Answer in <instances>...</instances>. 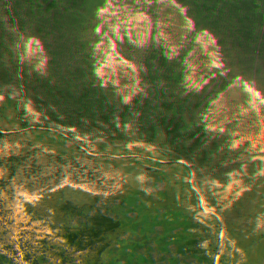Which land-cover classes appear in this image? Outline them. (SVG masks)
<instances>
[{"label":"trees","instance_id":"1","mask_svg":"<svg viewBox=\"0 0 264 264\" xmlns=\"http://www.w3.org/2000/svg\"><path fill=\"white\" fill-rule=\"evenodd\" d=\"M143 1L148 4L134 17L144 11L149 34L136 43L139 55L125 60L132 66L118 70L125 77L128 70L142 72L143 66H134V59L163 60L168 53L173 55L172 65L168 72L165 66L153 68L157 75L145 79L147 92L143 98L136 97L140 102L133 115L113 92L115 87L109 88L111 133L101 126L91 134L68 125L64 142L46 146L45 155L30 154L24 170L13 167L10 154L0 156V264H264V208L253 215V205L264 196L254 187L253 178L247 179L250 169H243L245 189L233 196L229 191L230 200L214 208L207 180H200L201 169L187 168L189 163L196 165L191 162L196 148H208L211 139L206 132L198 140H185L183 135L189 129L193 105L205 98V74L218 72L212 76V85L220 82L219 74L223 82L238 83L239 67L230 68L225 58L241 53L250 59L259 54L264 45V0ZM112 2L116 0H0V91L13 83L10 77L27 82L26 123L44 124L61 116L57 104L44 103L42 88L62 58L51 59L45 66L47 49L32 64L34 31L22 29L18 19L31 22L49 15L60 29L68 17L77 19L84 27V49L87 26L102 18L101 11ZM118 3L116 8L126 5ZM156 22L160 27L154 26ZM132 29L139 30L141 25ZM113 42L103 44L94 57L100 69L99 77L91 79L95 87L101 77H108L109 57L121 63L124 51ZM127 42L126 47L135 37ZM30 63L33 66L28 68ZM252 64L253 71L261 66L259 61ZM115 77L113 83H118ZM164 87L175 89L177 98L174 113L170 108L162 117L158 116L157 91ZM14 113L15 107L0 98V128L14 130ZM126 119L138 121L137 132L148 124L159 128V134L145 131L139 136L141 145L121 140L107 146L105 141H112V123ZM155 122L161 124L156 127ZM158 135L167 145L161 156L147 158L142 146L147 138L157 142ZM262 185L264 191V181Z\"/></svg>","mask_w":264,"mask_h":264},{"label":"rangeland","instance_id":"2","mask_svg":"<svg viewBox=\"0 0 264 264\" xmlns=\"http://www.w3.org/2000/svg\"><path fill=\"white\" fill-rule=\"evenodd\" d=\"M116 2H119L118 6L121 3L126 5H122L123 9L116 8ZM116 2H112L104 11H101L102 18H96L93 24L87 26L85 35L87 34L88 38L85 39L86 48L84 49H82L81 43L84 39L82 37L84 27L77 19L70 21V17H68L62 29L53 25L49 15L42 18L35 17L31 22L23 17L18 19L22 29L26 28L25 30L29 32L34 31L31 40L33 43L32 64L35 61H40L38 58L47 49L50 51L45 55L47 56L46 59L43 60L46 61L45 64L47 65L45 66L52 62L51 59L56 61L59 57L62 58L60 61H56V72L51 75L52 79H48L49 82L42 88L44 90V103L57 104L61 116L56 120L49 119L44 124L41 121H36L33 124L26 123L28 121L25 120L27 114L24 113V104H27L24 97L28 92L27 82L18 83V79L14 81L12 80L13 77H10L13 83L4 87L5 90L0 91V98L15 107L12 122L17 126L14 130L6 126L0 128V156L4 157L10 154L11 159H14L12 160L15 163L14 168L24 170L30 154L45 155L47 153L46 146L55 145V143L59 145L64 142V133L67 132L65 127L68 125L75 128L74 130H90L91 134H94L95 127L101 126L103 130L106 127V131L111 133L109 132L111 131L110 128H108L110 123L107 122L111 121L112 116L111 110H109V105L111 106L108 100L109 88L115 87L113 92H117L123 104L128 107L129 113L133 115L135 112L133 108L140 102L136 97L143 98L147 92L148 82L145 79L150 80V76L155 77L157 75L152 73L153 68L158 65L161 68L165 66L168 72L172 65L171 57L173 58V55L171 53L165 55L163 60L156 57L149 62L145 61V63L138 61L139 59L134 61V59L133 65L143 66V71L135 73V69L128 70L127 77L130 74L133 75L129 79L125 77V72L124 75L120 74L121 71L118 69L129 65L125 60L139 55L136 46L138 40L142 38L144 40L149 34L146 30L147 19H145L144 11L141 10V15L134 17V14L138 13V9L143 8L148 3L142 2V0H116ZM152 7L154 6L152 5ZM60 20L63 21L61 18ZM138 25H141V29H132L133 26ZM154 26L160 27V23L156 22ZM108 28H111L112 32H109ZM120 30L123 33L119 36ZM129 37H135V42H131L126 47ZM109 41H114L113 44L124 51L120 61L121 67L116 60L113 61L109 57L107 59L110 71L108 77L106 80H102L101 77V82L95 83V85L97 84L95 87L91 79L99 77L100 69L94 57L96 54L99 55L98 51L102 50L103 44L107 45ZM260 48L259 54L256 57L251 56L250 59L243 57L241 53L233 56L232 59L228 56L225 58L227 59L226 65L230 68L239 67V72L242 75H239L238 83L234 81L235 84H233V80L228 81L227 79L223 82V75L219 74L217 76L221 77L220 82L217 85H212V76L218 72L214 74L208 71L205 74V83L208 86L202 93L206 99L204 98L202 102H199L200 104L193 105L191 116L188 117L189 129L185 130L183 134L185 140H198L199 138L202 139V132H206L208 133L207 137L211 139L208 142V148L202 145L196 148L193 154L194 158L191 161L196 165L191 166L189 163L187 168L190 170L201 169L202 177L200 180H207L206 185L210 191L214 208L219 207L223 202L226 203V200H230L229 191L233 196L234 192L239 194L245 189L244 168L250 169V175L247 174V179L253 178L254 187L264 196V191L260 190L264 181V45H261ZM84 50L87 53L84 54ZM48 55L50 56L48 57ZM254 61L261 62V66L253 71L252 63ZM31 63L27 66L28 68L33 66ZM115 75V78L119 80L118 83H113ZM17 76L20 75L16 74L15 77ZM30 91L34 93V87ZM157 92L161 100L158 116L163 117L165 111L170 110V108L174 113L173 103L177 98L174 95L175 89L164 87ZM162 95L164 101L161 98ZM134 114L136 116L139 113ZM131 121L134 123L132 124ZM160 124V122H155L156 127ZM112 125H114L112 141H105L109 147H114L122 141L133 144V146L141 145V139H139L141 137L139 136L145 131L151 134H159L156 130H160L156 127L153 129L147 124L142 127V132H137L138 121L134 119H126L123 123L118 121ZM200 129L203 131H199ZM127 135H130V139ZM108 138L109 134L108 136L104 135L102 139L107 140ZM155 138L158 139L157 142H151L147 138L145 146H142L147 158L149 156H161L167 145L162 136L158 135ZM250 162L253 165L248 166L247 164ZM224 171L227 174H224ZM263 200L264 198L258 201L257 205H253V215L262 212L264 203L261 202ZM248 208L250 209L249 206ZM213 215L215 217L216 214Z\"/></svg>","mask_w":264,"mask_h":264}]
</instances>
